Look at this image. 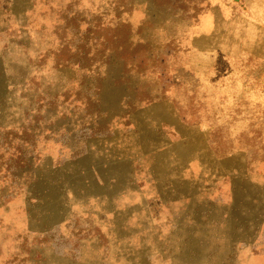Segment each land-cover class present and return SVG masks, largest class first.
Instances as JSON below:
<instances>
[{
	"label": "rangeland",
	"instance_id": "obj_1",
	"mask_svg": "<svg viewBox=\"0 0 264 264\" xmlns=\"http://www.w3.org/2000/svg\"><path fill=\"white\" fill-rule=\"evenodd\" d=\"M0 264H264V0H0Z\"/></svg>",
	"mask_w": 264,
	"mask_h": 264
}]
</instances>
